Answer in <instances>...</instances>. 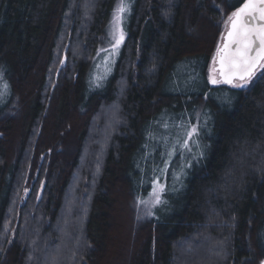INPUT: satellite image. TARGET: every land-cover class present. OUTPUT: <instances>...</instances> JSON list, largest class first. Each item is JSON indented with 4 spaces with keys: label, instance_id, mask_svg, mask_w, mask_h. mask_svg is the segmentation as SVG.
<instances>
[{
    "label": "trees",
    "instance_id": "16d2710c",
    "mask_svg": "<svg viewBox=\"0 0 264 264\" xmlns=\"http://www.w3.org/2000/svg\"><path fill=\"white\" fill-rule=\"evenodd\" d=\"M127 1L125 41L94 83L116 0H0V264H111L124 226L117 264H261L264 79L209 80L240 0ZM106 108L116 124L92 134ZM73 124V153L51 157ZM157 178L162 202L144 215Z\"/></svg>",
    "mask_w": 264,
    "mask_h": 264
},
{
    "label": "snow or ice",
    "instance_id": "6c2138e0",
    "mask_svg": "<svg viewBox=\"0 0 264 264\" xmlns=\"http://www.w3.org/2000/svg\"><path fill=\"white\" fill-rule=\"evenodd\" d=\"M128 11L129 5L125 0H120L113 16L111 35L114 48H118L124 39L121 25ZM226 23L230 24L227 43L223 50L217 48L219 68L213 69L219 73L222 80L210 77V82L212 84L223 82L244 89L252 83L258 71L264 70V0H240V6L232 11ZM216 62L217 57H213V64ZM260 79H264V71H261ZM196 136L198 129L191 126L185 133L183 147H188V140L198 143L194 139ZM161 192L162 186L154 189L155 204L162 202ZM261 264H264V261Z\"/></svg>",
    "mask_w": 264,
    "mask_h": 264
},
{
    "label": "rangeland",
    "instance_id": "374dc122",
    "mask_svg": "<svg viewBox=\"0 0 264 264\" xmlns=\"http://www.w3.org/2000/svg\"><path fill=\"white\" fill-rule=\"evenodd\" d=\"M125 2L128 4L127 0H125ZM119 3H120V0H116L113 13H112L111 18H110V20L107 24V27H106V31H105L103 37L101 38V44H100L99 52L97 53V55L93 61L91 75L93 74V76L96 77L94 83H99L104 77L108 76L112 72L114 65H115L117 55H118V53H120L119 52L120 47L122 46V44L124 43L125 38H126V31H125V25H124L125 19H124L123 23L121 25V27L123 28L124 39L118 48H114V40L112 39L111 33L113 32V16H114V13L116 11L117 5ZM228 17H227L226 21L228 20ZM127 20H128V18H127ZM212 24H213V26H215V23H212ZM229 26H230V24H227V23L225 24V29H224L223 36H222L220 44H219V48L223 44L224 35H225L226 31L228 30ZM217 56H218V54L216 53L214 55V57H217ZM216 65H217V63L213 64V61H212L210 69H209V80H210V77L220 79L219 73L213 71V69L216 68ZM261 71H264V70H261ZM261 71H258L257 75L260 74ZM55 80H56V83H58V79L56 78ZM220 84H224V83L221 82L219 84H213V85H220ZM118 112L119 111H117L115 109L106 108L102 114V119L105 120V126L102 127V129L99 128L98 130L92 129L91 133L92 134H94V133L98 134L99 133L101 136L105 137L106 131L107 132L111 131V128L113 127V125L116 124V121L119 117ZM78 126L73 124L69 128H67L63 133H60L58 135V138L56 139V140H58L56 143V149L51 152V157H53L54 154H56L57 156L60 154V155H63L65 157H69L73 153L74 147H75V141L77 140V128H78ZM0 137H1V134H0ZM192 145H193V140H188V147L186 149L189 151L192 148ZM42 159L40 161H42ZM44 184H45V181L43 180L42 183L40 184V187L38 190V196H37L38 198L41 195V192L44 188ZM161 186L163 187V192H161V194H160V197L162 199L163 193L165 191V184L162 180H160L158 178L155 179V181L153 182V186L150 189V193L148 195V198L144 202V206H143L144 209L142 208L144 215H146L147 212L152 209V207L157 205L153 202V193H154V189H158ZM25 190H27V191H25ZM23 194H24V196H23L24 197L23 202H24L27 200V198L30 194V188H25ZM130 202H131L130 200H126V202L123 203V206L121 207V209H118V211H117V217H118L119 222L122 223V220H123V224L125 223V225H127L128 220L130 221L131 218L133 217V210H132ZM21 204H22V202H21ZM66 208H67V206H66ZM145 208H147V209L145 210ZM69 214H70V210H68L66 212V215L69 216ZM64 225H65V222H64ZM125 227L126 226H124V228L123 227L117 228V235H115L114 241H113V250L118 251V256L123 255V252L125 251V249H124L125 244H127V242H130L132 239L131 233L130 234L127 233V230L125 229ZM118 256H114V258L112 260H110L109 262L111 264H117L118 262L120 263L121 258H119Z\"/></svg>",
    "mask_w": 264,
    "mask_h": 264
},
{
    "label": "water",
    "instance_id": "95a60500",
    "mask_svg": "<svg viewBox=\"0 0 264 264\" xmlns=\"http://www.w3.org/2000/svg\"><path fill=\"white\" fill-rule=\"evenodd\" d=\"M227 43V33H226V35H225V37H224V42H223V44L221 45V47H220V49L221 50H223V46L225 45ZM218 56H217V65H216V69H218L219 68V62H218ZM219 77H220V75H219ZM220 79L222 80V77H220ZM223 83V82H222ZM224 84H227V83H224ZM227 85H230V84H227Z\"/></svg>",
    "mask_w": 264,
    "mask_h": 264
},
{
    "label": "flooded vegetation",
    "instance_id": "af4514ba",
    "mask_svg": "<svg viewBox=\"0 0 264 264\" xmlns=\"http://www.w3.org/2000/svg\"><path fill=\"white\" fill-rule=\"evenodd\" d=\"M228 30H230V26H229ZM228 30L226 31V33L228 32ZM226 33H225V35H226ZM225 35H224V37H225ZM223 42H224V39H223Z\"/></svg>",
    "mask_w": 264,
    "mask_h": 264
}]
</instances>
